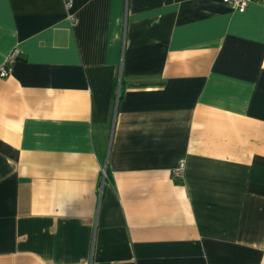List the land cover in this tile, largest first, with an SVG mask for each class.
I'll return each mask as SVG.
<instances>
[{"label":"crops","instance_id":"crops-1","mask_svg":"<svg viewBox=\"0 0 264 264\" xmlns=\"http://www.w3.org/2000/svg\"><path fill=\"white\" fill-rule=\"evenodd\" d=\"M66 1L0 0V264H264V0Z\"/></svg>","mask_w":264,"mask_h":264},{"label":"built area","instance_id":"built-area-1","mask_svg":"<svg viewBox=\"0 0 264 264\" xmlns=\"http://www.w3.org/2000/svg\"><path fill=\"white\" fill-rule=\"evenodd\" d=\"M223 3L227 6H229L231 9L238 11V12H243L248 4L253 1V0H222ZM66 8L69 9L71 7V0L66 1ZM17 57V51L13 50L7 58V61L4 65L0 66V77H5L7 75V68L6 64L11 62ZM184 173V162L181 161L178 166L174 169L172 175L176 179H180L183 177Z\"/></svg>","mask_w":264,"mask_h":264}]
</instances>
